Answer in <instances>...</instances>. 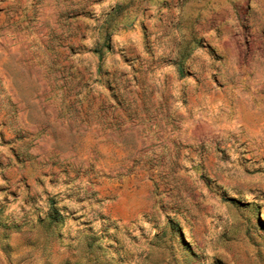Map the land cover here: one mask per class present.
Here are the masks:
<instances>
[{"label": "rangeland", "instance_id": "1", "mask_svg": "<svg viewBox=\"0 0 264 264\" xmlns=\"http://www.w3.org/2000/svg\"><path fill=\"white\" fill-rule=\"evenodd\" d=\"M5 7L0 264H264V0Z\"/></svg>", "mask_w": 264, "mask_h": 264}, {"label": "crops", "instance_id": "2", "mask_svg": "<svg viewBox=\"0 0 264 264\" xmlns=\"http://www.w3.org/2000/svg\"><path fill=\"white\" fill-rule=\"evenodd\" d=\"M13 0H0V97L4 98L5 94H10L14 101H19L18 93H20L21 86H29L28 81H22L23 69L17 68L15 65L18 61V56L14 53V48L21 42L26 45H32L36 41V37L33 34L32 24L26 26L23 36L20 35L19 27L12 23L17 18V13L6 12V4L11 3ZM27 3V0H24ZM10 15L12 18L9 19ZM15 16V18H13ZM8 46L12 48L11 52H8ZM7 61H11L12 68H7ZM20 71V76L18 72ZM29 92V91H28ZM212 96L208 95V103L211 107L220 106L225 103L226 100H222L218 94ZM251 98V99H250ZM215 99V100H214ZM250 102V109L253 108L252 94L247 96Z\"/></svg>", "mask_w": 264, "mask_h": 264}, {"label": "trees", "instance_id": "3", "mask_svg": "<svg viewBox=\"0 0 264 264\" xmlns=\"http://www.w3.org/2000/svg\"><path fill=\"white\" fill-rule=\"evenodd\" d=\"M96 52H97V54H98V57L101 58V57H102V53L99 52V50H97ZM48 218H49L50 222L55 221V216H51V215L49 214V215H48Z\"/></svg>", "mask_w": 264, "mask_h": 264}]
</instances>
